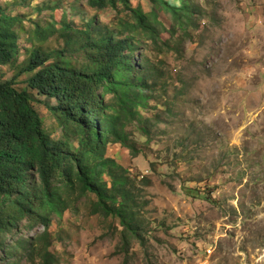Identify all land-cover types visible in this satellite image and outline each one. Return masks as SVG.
<instances>
[{"label": "rangeland", "instance_id": "1", "mask_svg": "<svg viewBox=\"0 0 264 264\" xmlns=\"http://www.w3.org/2000/svg\"><path fill=\"white\" fill-rule=\"evenodd\" d=\"M130 1L145 13L156 11L162 39L170 38V13L150 0ZM169 1L194 7V27L184 38L173 31L171 41L184 39L177 50L151 53L142 39L135 54L139 62L162 61L167 95L155 93L160 104L140 110L147 136L129 127L135 156L120 145L106 148L131 177L150 181L149 187L137 183L147 201L145 246L134 241L128 255L121 253L118 221L92 215L95 197L89 196L52 219L51 251L59 264H264V0ZM1 12L18 17L21 28L17 58L0 70V83L15 78L20 91H29L32 75L19 74L28 52L39 44L49 51L63 47L48 28L46 42L39 43L38 27L58 29L64 18L76 27L127 18L112 8L92 9L88 0H0ZM30 93L45 133L62 140L49 109L56 101Z\"/></svg>", "mask_w": 264, "mask_h": 264}, {"label": "trees", "instance_id": "2", "mask_svg": "<svg viewBox=\"0 0 264 264\" xmlns=\"http://www.w3.org/2000/svg\"><path fill=\"white\" fill-rule=\"evenodd\" d=\"M150 1L172 15L170 38L175 30L184 38L194 27L196 11L188 2L177 7L169 0ZM88 5L112 8L127 18L118 17L110 26L91 20L81 27L64 18L58 29L38 27L39 43L46 42L48 28L63 47H33L19 72L32 75L30 92L56 101L49 109L62 129V140L45 133L34 96L16 89L15 78L0 83V264H59L51 251L52 219L89 196L95 197L89 206L92 215L118 221L121 253L128 255L134 241L145 246L147 201L137 183L149 187L150 181L131 177L107 156L106 148L120 145L135 156L137 143L129 127L139 126L141 109L160 104L155 93L159 98L167 95L162 94V61L136 59L142 39L157 54L177 50L184 39L163 40L164 26L156 11L145 13L130 0H88ZM19 23L18 17L0 13V70L17 58ZM138 128L148 135L145 127ZM202 196L211 200L206 192ZM39 229L43 232L33 236Z\"/></svg>", "mask_w": 264, "mask_h": 264}]
</instances>
